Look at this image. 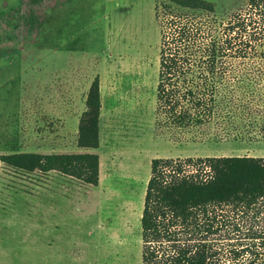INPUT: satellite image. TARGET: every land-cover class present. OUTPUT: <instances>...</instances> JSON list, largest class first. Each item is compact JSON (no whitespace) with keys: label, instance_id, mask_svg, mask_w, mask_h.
<instances>
[{"label":"rangeland","instance_id":"rangeland-1","mask_svg":"<svg viewBox=\"0 0 264 264\" xmlns=\"http://www.w3.org/2000/svg\"><path fill=\"white\" fill-rule=\"evenodd\" d=\"M221 17L248 0H207ZM161 0H0V155L100 159L92 186L0 167V264H142L141 218L155 159L264 157V134L174 137L158 127ZM100 80V148L79 146Z\"/></svg>","mask_w":264,"mask_h":264},{"label":"trees","instance_id":"trees-1","mask_svg":"<svg viewBox=\"0 0 264 264\" xmlns=\"http://www.w3.org/2000/svg\"><path fill=\"white\" fill-rule=\"evenodd\" d=\"M158 127L174 137L264 134V0L219 16L207 0H161ZM100 80L90 87L79 146L100 148ZM25 173L56 171L92 186L97 154L0 155ZM142 264H264V157L155 159L141 218Z\"/></svg>","mask_w":264,"mask_h":264}]
</instances>
